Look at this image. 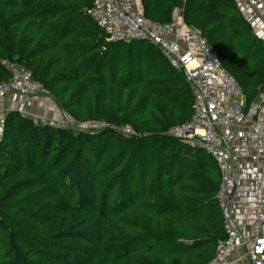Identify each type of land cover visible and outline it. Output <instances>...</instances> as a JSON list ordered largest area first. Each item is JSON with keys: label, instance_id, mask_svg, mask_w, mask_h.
Returning a JSON list of instances; mask_svg holds the SVG:
<instances>
[{"label": "trees", "instance_id": "obj_1", "mask_svg": "<svg viewBox=\"0 0 264 264\" xmlns=\"http://www.w3.org/2000/svg\"><path fill=\"white\" fill-rule=\"evenodd\" d=\"M198 28L240 87L264 89V41L235 0H140ZM92 0H0V84L6 63L31 73L89 133L6 112L0 134V264H207L226 238L221 177L202 149L166 135L189 120L181 72L146 41H109ZM128 127L136 135H124Z\"/></svg>", "mask_w": 264, "mask_h": 264}, {"label": "built area", "instance_id": "obj_2", "mask_svg": "<svg viewBox=\"0 0 264 264\" xmlns=\"http://www.w3.org/2000/svg\"><path fill=\"white\" fill-rule=\"evenodd\" d=\"M243 12H252L263 24L264 0H236ZM175 9L170 23L160 24L144 15L140 0H92L87 13L107 34L109 41H146L157 47L176 72L184 74L193 96L188 121L170 127L166 135L190 147L204 150L216 163L221 181L216 200L223 209L229 196L244 181L253 183L254 221L245 229L236 218L224 217L226 238L216 247L207 264H229L228 257L241 249V259L249 264H264V89L249 107L235 79L220 64L215 50L202 32L188 26ZM9 79L0 84V119L7 112L10 94L26 97H50L48 90L32 79L31 73L13 63L5 65ZM35 125L73 128L96 132L109 125L103 121L78 123L62 112L59 120L46 117L31 119ZM124 135H136L130 128H118ZM237 150L246 163L240 164Z\"/></svg>", "mask_w": 264, "mask_h": 264}, {"label": "crops", "instance_id": "obj_3", "mask_svg": "<svg viewBox=\"0 0 264 264\" xmlns=\"http://www.w3.org/2000/svg\"><path fill=\"white\" fill-rule=\"evenodd\" d=\"M236 2V0H235ZM237 4V2H236ZM238 6V5H237ZM240 13L250 24L254 34L262 39L263 24L262 21L252 13L243 12L238 6ZM5 109L17 110L24 116L32 119L35 117H46L59 120L62 117V111L55 100L50 97H26L16 94H10L5 102ZM3 121L0 119V134ZM240 156V164L246 163V158L241 150L236 151ZM253 183L244 181L233 193L228 205L230 215L236 218L237 223L245 229L250 227L254 221L253 207ZM222 210V209H221ZM240 251H233L228 257L229 264H249L245 259L240 258Z\"/></svg>", "mask_w": 264, "mask_h": 264}, {"label": "water", "instance_id": "obj_4", "mask_svg": "<svg viewBox=\"0 0 264 264\" xmlns=\"http://www.w3.org/2000/svg\"><path fill=\"white\" fill-rule=\"evenodd\" d=\"M182 8H183V4L180 5V9H182ZM232 196H233V193L229 196V198H228V200H227V203L225 204V206H224L223 209H222V213H223L224 217L227 216V207H228V205H229V202H230Z\"/></svg>", "mask_w": 264, "mask_h": 264}, {"label": "rangeland", "instance_id": "obj_5", "mask_svg": "<svg viewBox=\"0 0 264 264\" xmlns=\"http://www.w3.org/2000/svg\"><path fill=\"white\" fill-rule=\"evenodd\" d=\"M100 130H101V129H100ZM98 131H99V130H98ZM239 251H240V254H241V253H242V252H241V249H240Z\"/></svg>", "mask_w": 264, "mask_h": 264}]
</instances>
